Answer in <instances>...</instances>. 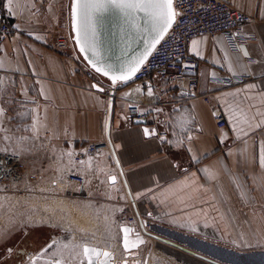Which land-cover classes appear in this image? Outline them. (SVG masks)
Here are the masks:
<instances>
[{
  "label": "crops",
  "instance_id": "obj_1",
  "mask_svg": "<svg viewBox=\"0 0 264 264\" xmlns=\"http://www.w3.org/2000/svg\"><path fill=\"white\" fill-rule=\"evenodd\" d=\"M224 1L257 19L243 27L256 32L255 40L234 48L222 34L196 36L188 44V53L200 58L196 92L152 76L147 83L117 82L111 101L96 88L103 82L65 55L72 50L53 45L56 30L69 26L70 0H13L11 14L8 0H0L12 27L0 40V146L18 136L24 153L36 147L39 166H49L51 155L107 139V150L77 164L84 183L70 193L76 203L88 201L94 217L105 203L107 212L135 214L139 221L131 225L144 235L166 229L264 251V125L253 130L242 122L244 115L252 125L264 120L256 115L264 113V0ZM193 40L200 41L196 52ZM227 74L247 78L215 81ZM206 95L223 112L224 126L216 125ZM131 101L145 112L142 121L128 116ZM104 238L109 241L95 244L115 253L110 240L119 242L120 230Z\"/></svg>",
  "mask_w": 264,
  "mask_h": 264
},
{
  "label": "rangeland",
  "instance_id": "obj_2",
  "mask_svg": "<svg viewBox=\"0 0 264 264\" xmlns=\"http://www.w3.org/2000/svg\"><path fill=\"white\" fill-rule=\"evenodd\" d=\"M1 143L0 149H12L20 155L23 167L20 182L8 189L0 186V257L3 248L5 246L11 248V243L16 242L25 231L29 230L32 234L56 231L60 227L56 224L70 226L71 232L77 235L71 232L57 234L59 236L54 243L51 241L53 235L50 239L51 234H46L39 241L37 248L29 252L31 258L21 264H55L58 259L62 260L63 264H79L80 260L85 258L75 254L80 253L82 249H73L72 246L83 245V241L90 243L109 241L104 238L106 236L108 239L109 236L107 221L100 215L101 213L94 217L90 213L88 201L76 203L70 196L76 185L62 183L61 192H56L50 186L49 180L55 167L37 166L42 159L38 158L36 147L26 149L27 152H31L30 154L24 153L18 136L14 140L3 139ZM57 194L64 199L59 205L46 201ZM73 213L76 216H73ZM69 217L70 219L76 217L75 222L72 221L73 225L68 224ZM154 231H151L149 239L140 247L136 258L140 264H214L211 260H214L215 264H264V251L260 249L261 247L258 248V245L252 250H235L229 245L218 244L199 235L175 233L166 229ZM96 237L102 240L93 239ZM259 240L263 241L264 236H260ZM46 243L53 246L49 248L47 245L41 249ZM65 244L69 247L65 248ZM115 253L122 256L120 247L115 248Z\"/></svg>",
  "mask_w": 264,
  "mask_h": 264
},
{
  "label": "built area",
  "instance_id": "obj_3",
  "mask_svg": "<svg viewBox=\"0 0 264 264\" xmlns=\"http://www.w3.org/2000/svg\"><path fill=\"white\" fill-rule=\"evenodd\" d=\"M173 6L175 11L179 13L175 22L164 35V38L156 45L144 64L141 65L140 70L128 81L147 83L154 76L162 82L177 84L193 93L198 88L200 65V58L191 56L188 53V44L194 37L203 34H222L234 48L243 47L248 41L257 38L256 32L245 31L243 28L245 24H255L257 19L224 0H173ZM5 35H12V27L0 6V40ZM53 45L61 51L72 50L71 53L65 55L74 58L75 62L84 64L83 71L86 76L90 78L97 77L99 82H103L102 94L113 101L116 85L104 81L86 66L74 49L68 25L56 30ZM246 78L247 76L242 74H227L215 79V81L230 85L241 82ZM204 100L209 104L210 113L216 125L219 127L224 126L226 119L217 103L211 101L208 95L204 96ZM126 112L131 118H146L145 112L141 111L138 104L133 101L128 102ZM108 148L109 141L102 139L86 142L72 151H63L59 157L51 155L48 160L49 166H54L55 169L52 178L49 180L50 186L56 192H61L62 183L82 186L84 171L77 164L87 156L99 155ZM68 153H72L71 157ZM22 167V159L18 153L12 149H0V186L8 189L20 182ZM53 196L46 201H51L56 195ZM100 208V215L107 221V234L109 237L113 236L115 231L118 232L121 224H132L138 220L133 213L125 214V208L122 212L116 208L111 212H107L105 203L101 204ZM110 241L116 244V248L120 247L117 240L112 239Z\"/></svg>",
  "mask_w": 264,
  "mask_h": 264
},
{
  "label": "snow or ice",
  "instance_id": "obj_4",
  "mask_svg": "<svg viewBox=\"0 0 264 264\" xmlns=\"http://www.w3.org/2000/svg\"><path fill=\"white\" fill-rule=\"evenodd\" d=\"M12 2L13 0H8L10 14L12 12ZM71 12L73 29L76 33L75 40L76 44L79 46L80 52L85 54V59L89 61L95 71L107 76L112 81L113 85H116L117 82H126L135 76L140 70L141 65H143L148 56L151 55L160 40L164 38V35L172 27L176 17L179 15V13L174 10L173 0H73ZM107 18L121 19L124 21L125 25L137 32L141 30L139 22L142 19L144 30L148 32L150 37L149 41L146 42L147 46L145 51L140 56L135 57L124 68H121L119 70V75L114 74L112 67L110 65H104L101 60L100 30ZM199 43L200 41L198 40L192 41L194 52L197 51ZM241 51L244 50L241 49ZM244 55H248L247 51H244ZM137 91H140V89H137ZM148 95H152L151 88L148 89ZM3 115L4 109L0 108V116ZM256 115L264 116V113L257 112ZM242 122L248 123L249 128L253 130L264 125V120H261L258 124L252 125L249 123L246 115L243 116ZM33 129L35 130V122L33 124ZM233 130L235 131V125ZM149 134L148 129H145L144 135L148 136ZM152 134H154V132ZM244 135H248V132H244ZM68 155L71 157L72 153H68ZM80 163L83 165L85 162L81 161ZM259 166L264 169V143L260 145ZM207 171L208 170L205 169V172ZM111 181L115 184L116 177L112 176ZM122 231L124 233L123 246L125 251L143 243V240L139 239V237H137L135 241L129 240L131 229L123 228ZM52 246V244L48 245L49 248ZM64 247L68 248L69 245L65 244ZM72 247L73 249H82L80 253H76L75 255L86 258L87 264H108L109 259H111L112 254L107 251L101 252L96 248H90L87 245L79 244ZM101 256L105 259L100 260L99 258ZM55 264H63V261L58 259L55 261ZM79 264H84V260L81 259Z\"/></svg>",
  "mask_w": 264,
  "mask_h": 264
},
{
  "label": "water",
  "instance_id": "obj_5",
  "mask_svg": "<svg viewBox=\"0 0 264 264\" xmlns=\"http://www.w3.org/2000/svg\"><path fill=\"white\" fill-rule=\"evenodd\" d=\"M72 5H73V0H70L69 29L75 51L78 53L79 57L82 59V61L86 64L88 68L92 69L102 79H105L112 83V81L107 76H104L102 73L96 72L95 69L92 67V65L89 63V61L85 59V54L80 52L79 46L76 44V40H75L76 33L73 29V19L71 12ZM139 23L141 25V30L139 32L130 29L127 25H125L124 21L121 19L107 18L103 23V27L100 30L101 60L103 61L104 65L106 66L110 65L113 69V73L116 75L120 74L119 70L121 68H124L135 57L140 56L145 51V48L147 46L146 42L149 41L150 37L148 32L144 30V24L142 19ZM96 88L102 90V87L97 84H96ZM136 120L142 121L141 119H137V118ZM56 226H60L59 230L52 231L50 234L57 235L60 233L71 232L70 226L68 227L65 224L64 225L56 224ZM123 228H129L132 230L129 233L130 241H135L136 238L139 237V239L143 240V243L139 244L135 248H130L128 251H125L123 246V240H124V233L122 231ZM119 230H120L119 243H120L122 256L121 258H119L120 260H118L116 264H138L136 258L139 255L140 247L147 241L148 238L147 236H150L151 232H147V235H144L140 233V231L136 229L134 225L131 224H121L119 226ZM49 238L51 239V235H49ZM83 245H87L90 248H96L101 252L107 251L112 254V252L99 246H93L90 244H83ZM27 258H28V254H27ZM112 258H113V254L111 255V259H109L108 264H114ZM99 259L103 260L105 258L101 256ZM0 264H6V263L1 262ZM86 264H87V260H86Z\"/></svg>",
  "mask_w": 264,
  "mask_h": 264
},
{
  "label": "flooded vegetation",
  "instance_id": "obj_6",
  "mask_svg": "<svg viewBox=\"0 0 264 264\" xmlns=\"http://www.w3.org/2000/svg\"><path fill=\"white\" fill-rule=\"evenodd\" d=\"M52 231L49 232H44L40 231L37 233H33L31 231H25L22 233L20 238L14 242L11 243V248L9 247H4L3 252L1 255V261L6 263V264H20L23 261L28 260L27 254L31 250H35L37 246L39 245V241L44 237L46 234L51 233ZM214 264L216 263L214 260H211ZM84 264H86V261H84Z\"/></svg>",
  "mask_w": 264,
  "mask_h": 264
},
{
  "label": "bare ground",
  "instance_id": "obj_7",
  "mask_svg": "<svg viewBox=\"0 0 264 264\" xmlns=\"http://www.w3.org/2000/svg\"><path fill=\"white\" fill-rule=\"evenodd\" d=\"M63 200H64V199L62 198V196L57 194V195L55 196V198H53V199L51 200V202H53L54 205H59ZM73 216H76L75 213H73ZM74 218H76V217H74ZM74 218L71 217V219H70V217H69L70 223H68V224H71L72 221L75 222V219H74ZM67 219H68V217H67ZM73 219H74V220H73ZM68 222H69V221H68ZM72 225H73V223H72ZM73 230H74V229H73ZM71 233H72V232H71ZM72 234H76V233H72ZM76 235H77V234H76ZM57 236H59V235H53L51 241H52V242H55ZM93 239H94V238H93ZM82 244H90V245H93V246H97L95 243H90V242H86V241H83ZM110 251H111V250H110ZM111 252H112V254H113L112 261H113L114 264H116L117 261L120 260V259H119V258L117 259V257H116V255H115V253L113 252V250H112ZM84 261H85V260H84ZM137 262H138V264H140L139 261H137Z\"/></svg>",
  "mask_w": 264,
  "mask_h": 264
}]
</instances>
